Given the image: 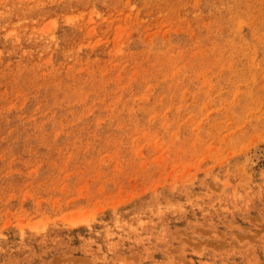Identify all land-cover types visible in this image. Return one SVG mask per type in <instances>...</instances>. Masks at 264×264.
<instances>
[{
    "label": "rangeland",
    "instance_id": "obj_1",
    "mask_svg": "<svg viewBox=\"0 0 264 264\" xmlns=\"http://www.w3.org/2000/svg\"><path fill=\"white\" fill-rule=\"evenodd\" d=\"M0 264H264V0H0Z\"/></svg>",
    "mask_w": 264,
    "mask_h": 264
}]
</instances>
